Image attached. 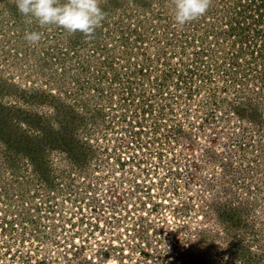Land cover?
I'll return each instance as SVG.
<instances>
[{
  "label": "rangeland",
  "instance_id": "rangeland-1",
  "mask_svg": "<svg viewBox=\"0 0 264 264\" xmlns=\"http://www.w3.org/2000/svg\"><path fill=\"white\" fill-rule=\"evenodd\" d=\"M100 6L0 0V264H264V0Z\"/></svg>",
  "mask_w": 264,
  "mask_h": 264
},
{
  "label": "clouds",
  "instance_id": "clouds-1",
  "mask_svg": "<svg viewBox=\"0 0 264 264\" xmlns=\"http://www.w3.org/2000/svg\"><path fill=\"white\" fill-rule=\"evenodd\" d=\"M213 0H171L174 22L183 27L207 14ZM18 12L34 20L41 28L55 25L69 35L82 33L86 39L93 38L101 27L107 13L101 8L100 0H15ZM29 45L42 39L38 31L25 32Z\"/></svg>",
  "mask_w": 264,
  "mask_h": 264
},
{
  "label": "built area",
  "instance_id": "built-area-1",
  "mask_svg": "<svg viewBox=\"0 0 264 264\" xmlns=\"http://www.w3.org/2000/svg\"><path fill=\"white\" fill-rule=\"evenodd\" d=\"M125 159L127 160V159H128V157H125Z\"/></svg>",
  "mask_w": 264,
  "mask_h": 264
}]
</instances>
